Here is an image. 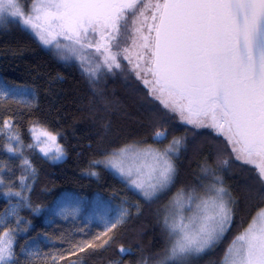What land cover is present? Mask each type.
Returning <instances> with one entry per match:
<instances>
[{
    "label": "snow or ice",
    "instance_id": "1",
    "mask_svg": "<svg viewBox=\"0 0 264 264\" xmlns=\"http://www.w3.org/2000/svg\"><path fill=\"white\" fill-rule=\"evenodd\" d=\"M9 17L30 27L42 44L55 47L62 58L65 53L80 58L86 48L94 47L100 59L95 68L85 69L90 78L102 67L109 72L121 68L118 57L123 56L148 95L164 109L182 123L212 129L224 138L227 158L219 159L217 167L205 162L199 187L180 188L161 209L167 241L155 264H190L191 258L221 244L237 206L224 186L221 168H227L234 156L255 170L264 193V0H32L27 11L22 0H0V24ZM61 37L69 43L62 44ZM9 123L5 121V126ZM31 131L37 141L40 136L56 141L38 125ZM153 138L162 142L167 130L157 129ZM183 145L175 137L164 148L126 145L110 154L106 166L152 201L173 185L174 159ZM57 153L53 159L63 155L62 149L58 147ZM22 187H28L23 178ZM6 195L27 200L22 192ZM13 215L15 207L0 214V225ZM129 215L128 209H119L104 220V231L97 236L69 239L68 248L50 254L48 264L65 260L86 264L80 254L109 245L113 237L108 234ZM12 231L0 235V264H17ZM131 251L119 248L122 255ZM138 264H149V259L142 258ZM219 264H264V201L224 249Z\"/></svg>",
    "mask_w": 264,
    "mask_h": 264
},
{
    "label": "trees",
    "instance_id": "2",
    "mask_svg": "<svg viewBox=\"0 0 264 264\" xmlns=\"http://www.w3.org/2000/svg\"><path fill=\"white\" fill-rule=\"evenodd\" d=\"M31 1L22 3L27 6ZM131 78L128 73L90 78L88 72L59 61L13 22L0 27V79L8 86L30 90L34 97L30 105L0 98V163L5 166L0 170L2 191L24 190L27 197L17 223L10 222L6 228L14 230L12 248L17 264H48L50 254L68 248L69 239H92L104 231L102 225L81 218H48L46 210L64 194L86 205L98 198L130 212L126 222L108 234L113 237L109 245L80 254L86 264H138L142 258L155 264L167 241L161 222L163 206L180 188L199 186L205 162L217 167L219 159L227 158L221 138L179 127ZM5 121L10 122L8 126ZM35 125L57 136L65 154L63 161L50 163L34 150L30 130ZM157 129L167 130L162 142L153 138ZM12 136L18 145L9 151L7 139ZM174 137L184 140V145L176 159L174 183L158 199L145 200L128 180L116 177L100 163L126 145L160 148ZM219 174L237 200L234 221L221 244L191 258L190 264H219L224 249L247 227L264 201L254 170L231 160ZM22 178L28 187H22ZM9 203L0 191V214ZM2 231L0 225V235ZM28 245L34 249L31 256L23 253ZM121 246L132 251L122 255Z\"/></svg>",
    "mask_w": 264,
    "mask_h": 264
},
{
    "label": "rangeland",
    "instance_id": "3",
    "mask_svg": "<svg viewBox=\"0 0 264 264\" xmlns=\"http://www.w3.org/2000/svg\"><path fill=\"white\" fill-rule=\"evenodd\" d=\"M31 6H32V1L29 3V5L24 6V7L27 11L28 9L31 8ZM147 14L149 16L148 23H151V19H150L151 13L149 12ZM7 22H10V23L13 22L17 26H19L21 29H23L24 31L29 33L39 43V45H41L43 48L50 51L59 61H61L62 63H64L65 65H67L71 68H74V69L76 68L78 70L82 69L84 71H85V69H87L89 67L95 68L96 63L100 59L97 56L94 47L93 48H86L84 50L82 57H80V58H77L76 56H73V55H69L67 53H65V57L62 58L60 52H58V50L55 47L45 46L44 44H42L41 41L39 40V38L35 35L34 31L30 27L24 26L21 21L9 17ZM2 25H4V23L0 24V27ZM144 31H145V33H147V28H145ZM92 35L93 34L90 33V37ZM94 38L97 40L99 39L98 36H95ZM59 39L61 40L62 44L69 43L68 41H64L62 37ZM131 55L133 57V60L135 61V51H133L131 53ZM118 59L121 62V65H122L121 68H119V69L113 68V70L111 72H109L107 67H102L98 71L97 75L102 74V73H109V74L118 73L119 75H122L123 73L130 74L132 77L131 80L134 83H136L138 86L143 88V90L146 92L147 98H149L152 101H154L155 103H157L166 113H168V115H170L175 120V123L179 127L184 128L187 132H204V133L209 132V133L216 136L215 132L212 129L197 128V127H194L193 125L182 123L180 121L179 117L176 116V114L170 113L166 109H164L163 106L159 103V101L153 100V98L148 95V88L145 87L144 83L141 80H138L136 78L135 72L131 71L132 65H130L127 60H124L123 56L118 57ZM0 93H7V95L0 96V98L12 99V100H14L20 104H24V105H30L33 102V98H34L33 93L30 90H28L26 88H22V87L8 86L5 83H3L1 81V79H0ZM35 126H37V125H35ZM33 127L31 129H33ZM39 128L45 129L44 127H41V126H39ZM30 133H31L32 144H33L34 150L38 154H40L44 159H46L50 163H60L61 161L64 160V158H65L64 152H63V155L59 159H53L52 158V157H55L58 155V153H57L58 147L60 149H62L58 143V138L56 135H54L56 137V141H55V143H53L52 141L48 140V138L46 136H40L39 141H37L34 138L33 132L31 130H30ZM37 134H38V131H37ZM216 137L221 138L224 141V138L222 136H216ZM7 140H8V147L9 148H11L12 145H14V148H15L18 145L16 138L13 136L8 137ZM168 143L164 144L160 148L166 147L168 145ZM153 147H157V146L154 145ZM42 149H43V151H42ZM228 151L230 152L231 150L228 149ZM45 152H47L48 154L45 155ZM178 154L174 159V164H176V159L178 157ZM224 157H226L225 154H224ZM108 158H109V156L107 158H105L104 160H102L100 163H102L103 166L108 171H110L113 175H115L116 177L121 178V179H125L124 177H121L120 174L115 169H113L111 166H106V160ZM231 160H232V162H235L236 165H239L244 169L247 168V170H254L251 166L244 165V164H242L241 161L235 160L234 156L230 159V161ZM4 167L5 166L0 163V170H3ZM254 172H255V170H254ZM201 176H203V173ZM125 180H127V179H125ZM0 181H2L1 178H0ZM3 187H4V183L2 182V183H0V189H1L0 191L2 192L4 197L10 202L7 209L15 207L16 208V215L7 217L5 224L1 225L2 227H4V231H2L1 235H3V233H5V232H8L6 230L7 224H9L10 222H11L10 224H12V225L17 223V221H16L18 219L17 215L21 211V209L24 207V204H25V201L21 200L20 197H17L15 195H6V193L22 192L23 195L26 196V193L24 190L23 191H21V190L15 191V192H7V191H2V190H4ZM141 197H143V196H141ZM119 209H122V208L121 207H114L112 205H108V204L104 203L103 201L99 200L98 198H94L88 205H86V203L82 202L81 200L77 199L76 197H73L69 194H64L54 202V204L51 206L50 209L46 210V216L48 218L53 217V218H58V219H63V220H66L69 218H73V219L81 218V219L86 220V221H90L93 223L100 224L104 228V220L114 216L116 214L117 210H119ZM61 213H63V214H61ZM12 237H13V235H12ZM12 247H13V240H12ZM24 248H25L24 252H23L24 254L33 253V251H34L32 245H28Z\"/></svg>",
    "mask_w": 264,
    "mask_h": 264
}]
</instances>
